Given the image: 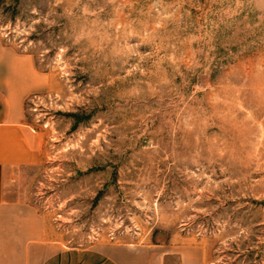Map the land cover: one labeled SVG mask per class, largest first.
<instances>
[{
  "label": "rangeland",
  "instance_id": "1",
  "mask_svg": "<svg viewBox=\"0 0 264 264\" xmlns=\"http://www.w3.org/2000/svg\"><path fill=\"white\" fill-rule=\"evenodd\" d=\"M0 42L41 82L5 187L51 241L264 264V0H0Z\"/></svg>",
  "mask_w": 264,
  "mask_h": 264
},
{
  "label": "crops",
  "instance_id": "2",
  "mask_svg": "<svg viewBox=\"0 0 264 264\" xmlns=\"http://www.w3.org/2000/svg\"><path fill=\"white\" fill-rule=\"evenodd\" d=\"M40 86L29 54L0 42V264H167L172 252L156 245L61 246L46 236L31 204L9 197L6 176L41 159L40 141L24 120L25 99ZM181 264L189 262L183 257Z\"/></svg>",
  "mask_w": 264,
  "mask_h": 264
}]
</instances>
